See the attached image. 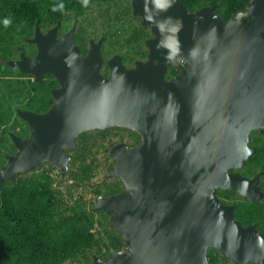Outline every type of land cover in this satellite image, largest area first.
Segmentation results:
<instances>
[{"label": "water", "instance_id": "1", "mask_svg": "<svg viewBox=\"0 0 264 264\" xmlns=\"http://www.w3.org/2000/svg\"><path fill=\"white\" fill-rule=\"evenodd\" d=\"M132 14L149 28L147 56L128 67L119 54L102 73L104 37L81 53L76 25L58 36L61 21L28 39L34 56L21 53L8 65L35 83L51 75V107L17 109L29 133H9L16 152L5 156L0 187L50 161L68 171L77 137L122 128L140 136L135 145L109 144L114 166L105 173L124 188L97 196L125 245L91 264H210L217 250L234 264H264V232L243 225L234 204L216 190H234L245 202L264 199L259 182L240 172L257 150L250 135H264V0L223 20L217 4L188 11L181 0H131ZM182 63L170 80L169 69Z\"/></svg>", "mask_w": 264, "mask_h": 264}, {"label": "trees", "instance_id": "2", "mask_svg": "<svg viewBox=\"0 0 264 264\" xmlns=\"http://www.w3.org/2000/svg\"><path fill=\"white\" fill-rule=\"evenodd\" d=\"M96 1L99 0H0V73L18 71L7 63L12 59L10 45L17 36L28 40L34 35L37 24L41 28L46 24L54 26L59 20H65L69 13L82 14L89 3ZM249 1L181 0L188 11L217 4L216 12L223 20L244 11ZM150 36L151 33L143 27L138 40L143 45ZM74 43H79L75 36ZM134 53L137 54L132 59L134 63L138 57L144 59L147 56L143 46ZM129 57L125 55L123 62H127ZM106 71L108 73V68ZM56 85V80L50 75L40 83L31 80L34 95L29 109L46 110L53 102L50 90ZM108 130L125 131L129 142L138 139L137 134L127 129ZM27 133L26 126L23 135ZM95 133L104 134L102 131ZM254 135L257 136L250 143L257 150L244 162L240 172L245 176L260 172L264 183V135L254 131L250 140ZM111 168L112 165H109V170ZM23 175H19L15 182H7L0 187V264H85L89 258L93 261V255L106 258L125 249L121 235L110 228L104 211H94L81 199L72 204L55 202V186L51 177L39 173ZM90 178L88 175L85 177ZM123 188L120 179L113 178L95 188L93 193L107 196L117 194ZM216 194L224 203L236 206L235 217L243 225L258 223L259 229L264 231V202H244L234 190H217ZM214 252L212 249L208 253L209 262L219 264L218 258L213 256Z\"/></svg>", "mask_w": 264, "mask_h": 264}, {"label": "rangeland", "instance_id": "3", "mask_svg": "<svg viewBox=\"0 0 264 264\" xmlns=\"http://www.w3.org/2000/svg\"><path fill=\"white\" fill-rule=\"evenodd\" d=\"M76 24L74 36L79 39L82 51L86 53L89 50V41H97L104 37L102 43V54L105 62L113 55L119 54L122 58L130 55L124 64L128 67L133 66V58L137 57V52L141 46L147 50L145 44L142 45L138 36L141 34L143 26L140 17L132 14L131 0H99L89 3L82 14L69 13L59 29V37L69 31ZM53 24L42 26L43 32H47ZM146 32L151 33L149 28ZM106 36V38H105ZM33 37V36H32ZM108 37V38H107ZM149 38V37H148ZM1 46V45H0ZM12 50V59H19L21 53L33 56L37 52V47L28 40L15 38L10 45ZM141 59L140 57L137 58ZM136 59V60H137ZM181 65V64H180ZM106 64L102 68V73L107 74ZM31 80L33 77L22 76L19 71L0 73V167L5 163V156L14 154L16 149L9 136V133H15L24 136L26 124L16 113L17 109L29 108L30 99L34 95L31 89ZM49 81V79L47 80ZM108 130V129H107ZM104 134L89 133L86 136L94 144L90 147L91 155L100 162L99 165H76L70 166L66 177L62 178L55 165L50 163L36 169L33 173L44 174L54 180L55 195L54 201L60 204H72L76 199H81L87 205L92 207L95 204L96 195L93 190L113 178H107L105 173L109 171V165L113 167L112 157L102 149L110 141L127 140V133L119 130H108ZM251 137V141L256 137ZM126 139V140H124ZM101 141V146L98 145ZM95 146V147H94ZM94 147V148H93ZM95 150V151H94ZM94 153V154H93ZM78 157H83L81 154ZM31 173L24 174L29 176ZM90 179H85L86 176ZM213 256L218 258L219 264H234L231 260L224 258L219 252H214ZM90 264L91 258L86 260Z\"/></svg>", "mask_w": 264, "mask_h": 264}, {"label": "flooded vegetation", "instance_id": "4", "mask_svg": "<svg viewBox=\"0 0 264 264\" xmlns=\"http://www.w3.org/2000/svg\"><path fill=\"white\" fill-rule=\"evenodd\" d=\"M61 24H62V21H61ZM74 25H76V24H74ZM42 29V28H41ZM60 29V28H59ZM43 31V30H42ZM59 33V32H58ZM74 34H75V32H74ZM58 36H59V34H58ZM81 53L82 54H86V53H84L82 50H81ZM34 56V55H33ZM146 58V57H145ZM144 58V59H145ZM11 60H14V59H11ZM107 62V61H106ZM105 62V64H106V66H107V63ZM8 63V62H7ZM104 64V65H105ZM181 64V65H180ZM180 64H178V65H176L175 67H173V68H171V69H169L168 70V72H167V74H166V79L167 80H170V79H172L181 69H182V67H183V64L182 63H180ZM103 65V66H104ZM103 68V67H102ZM107 68H108V66H107ZM14 69H16V68H14ZM18 70V69H17ZM19 71V70H18ZM102 71V70H101ZM108 73H109V68H108ZM108 73L107 74H104V75H108ZM46 76H48V75H46ZM45 76V77H46ZM51 76V75H50ZM45 77H44V79H45ZM53 77V76H52ZM54 78V77H53ZM43 79V80H44ZM42 80V81H43ZM41 81V82H42ZM40 83V82H39ZM57 86V85H56ZM56 86H54V87H56ZM53 88V87H52ZM51 88V89H52ZM51 97H52V95H51ZM53 99V98H52ZM52 104H53V102H52ZM51 104V105H52ZM51 105L46 109V110H48L50 107H51ZM23 110H30V111H33V110H31V109H29V108H27V109H23ZM46 110H44V111H33V112H36V113H43V112H45ZM24 123H25V121H24ZM26 124V123H25ZM26 126H27V124H26ZM28 127V126H27ZM109 129H118V128H109ZM95 131H101V130H92V131H87V132H84V133H81L78 137H77V140H76V148L75 149H67V153L71 156V158H70V160L68 161V171H67V174H68V172H69V169H70V166H72V165H74L75 163H76V165H99L100 164V162L98 161V160H96V159H94L93 158V156H90L91 155V150H92V148H90L91 146H92V144H93V142H91L90 140H89V138L86 136L87 134H89V133H93V132H95ZM106 130H104V131H102V132H105ZM259 132V131H258ZM28 133H29V129H28ZM28 133H27V135H28ZM136 134V133H135ZM27 135H24L23 137H25V136H27ZM138 135V134H137ZM139 139H140V136L138 135V139L137 140H135V141H132V142H126L127 144H129V145H135V144H137V142L139 141ZM251 141V140H250ZM117 142H122V140H119V141H110L109 143H108V145L109 144H111V143H117ZM124 142V141H123ZM101 143V141H98V145ZM107 145V146H108ZM101 146V145H100ZM107 146H104L102 149H103V151L105 152V149H106V147ZM95 147V146H94ZM93 147V148H94ZM95 151V150H94ZM106 153V152H105ZM83 155V157H78V156H80V155ZM94 154V153H93ZM108 154V153H107ZM112 160H113V166H114V164H115V160L112 158ZM48 163H50V164H52V165H55L56 167H57V169H58V171L60 172V176L62 177V178H64V177H66L67 176V174L65 175V176H62V172H61V169H60V167L59 166H57L55 163H52V162H50V161H46V162H44V164L43 165H45V164H48ZM42 165V166H43ZM41 166V167H42ZM40 167H38L37 169H39ZM35 171V170H34ZM34 171H32V172H27V173H33ZM24 174H26V173H24ZM254 175H252V176H247V177H249V178H252ZM259 185H260V187H261V189H262V191L264 192V183H263V180L261 179V176H260V182H259ZM218 190H220V189H218ZM217 191V190H216ZM216 191H215V193H216ZM236 192V191H235ZM237 193V192H236ZM238 194V193H237ZM97 196H104V195H97ZM96 196V197H97ZM108 196V195H107ZM239 196V195H238ZM96 197H95V200H96ZM240 198H241V200H243L244 201V199L241 197V196H239ZM222 201H223V199H222ZM224 202V201H223ZM245 202V201H244ZM260 202H264V199L263 200H261ZM227 204V203H226ZM228 204H233V203H228ZM92 209H93V206H92ZM235 210H236V208H235ZM252 224H257V228H258V231L259 232H264V231H262V230H260L259 229V224L258 223H252ZM249 225V224H248ZM213 248H210V249H208V251H207V256H208V253L212 250ZM213 250H215V249H213ZM216 252H218L217 250H215ZM208 260H209V258H208ZM210 263V262H209ZM249 264H251V263H249Z\"/></svg>", "mask_w": 264, "mask_h": 264}]
</instances>
